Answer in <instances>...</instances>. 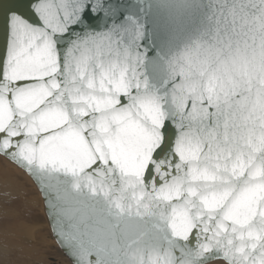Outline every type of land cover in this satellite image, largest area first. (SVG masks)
Masks as SVG:
<instances>
[{"label": "snow or ice", "instance_id": "6c2138e0", "mask_svg": "<svg viewBox=\"0 0 264 264\" xmlns=\"http://www.w3.org/2000/svg\"><path fill=\"white\" fill-rule=\"evenodd\" d=\"M0 160L72 264H264V0H0Z\"/></svg>", "mask_w": 264, "mask_h": 264}, {"label": "rangeland", "instance_id": "374dc122", "mask_svg": "<svg viewBox=\"0 0 264 264\" xmlns=\"http://www.w3.org/2000/svg\"><path fill=\"white\" fill-rule=\"evenodd\" d=\"M8 169H7V168ZM5 175L10 178L6 181ZM0 225L5 222L13 223L12 228L18 239L31 242L32 247H25L24 254L10 257L6 262L0 256V264H51L53 257L60 264H70L62 255L59 246L52 238L45 220L43 201L37 190L32 186L30 179L15 170L12 165L0 162ZM9 213L5 218L4 213Z\"/></svg>", "mask_w": 264, "mask_h": 264}, {"label": "water", "instance_id": "95a60500", "mask_svg": "<svg viewBox=\"0 0 264 264\" xmlns=\"http://www.w3.org/2000/svg\"><path fill=\"white\" fill-rule=\"evenodd\" d=\"M19 170H20V169H19ZM21 171H22V170H21ZM22 172L25 173L24 171H22ZM25 174H26V173H25ZM26 175H27V174H26ZM27 176H28V175H27ZM28 177H29V176H28ZM29 179H30L31 182L33 183L34 187L36 188L37 192L39 193V195H40V197H41V199H42V201H43L45 220H46V222H47V224H48V228H49V220H48V216H47V212H46V207H45V200H44V197H43L41 191L38 189L37 185L33 182V180H32L30 177H29ZM49 232H50L52 238L55 240V238L53 237V234H52V232L50 231V229H49ZM55 242H56V241H55ZM59 248H60V251H61L62 255L66 258V260L68 261V263L72 264L71 260L65 255L64 250H63L61 247H59Z\"/></svg>", "mask_w": 264, "mask_h": 264}, {"label": "bare ground", "instance_id": "6f19581e", "mask_svg": "<svg viewBox=\"0 0 264 264\" xmlns=\"http://www.w3.org/2000/svg\"><path fill=\"white\" fill-rule=\"evenodd\" d=\"M7 163V162H6ZM8 164V163H7ZM10 166H11V164H9ZM12 167H14L15 168V170H17V171H19V172H22L21 170H19L18 168H16L14 165H12ZM7 168V167H6ZM8 169V168H7ZM23 173V172H22ZM23 174H25V173H23ZM26 175V174H25ZM27 176V175H26ZM28 177V176H27ZM29 178V177H28ZM31 181V180H30ZM32 183V182H31ZM32 186H33V188L36 190V188L34 187V185H33V183H32ZM42 200V199H41ZM2 206H4V203L3 202H0V207H2ZM43 208H44V206H43ZM43 212H44V209L42 210ZM0 214H2L3 215V212L2 211H0ZM45 215V214H44ZM9 225H10V227L11 228H13L14 227V224L13 223H9Z\"/></svg>", "mask_w": 264, "mask_h": 264}, {"label": "flooded vegetation", "instance_id": "af4514ba", "mask_svg": "<svg viewBox=\"0 0 264 264\" xmlns=\"http://www.w3.org/2000/svg\"><path fill=\"white\" fill-rule=\"evenodd\" d=\"M49 260L51 264H60L56 258L50 257Z\"/></svg>", "mask_w": 264, "mask_h": 264}, {"label": "crops", "instance_id": "0c3cea01", "mask_svg": "<svg viewBox=\"0 0 264 264\" xmlns=\"http://www.w3.org/2000/svg\"><path fill=\"white\" fill-rule=\"evenodd\" d=\"M0 162L2 163V165H5L6 166V161L0 160Z\"/></svg>", "mask_w": 264, "mask_h": 264}]
</instances>
